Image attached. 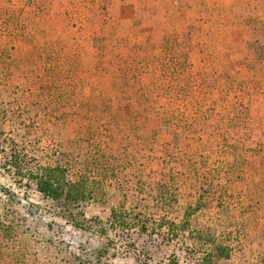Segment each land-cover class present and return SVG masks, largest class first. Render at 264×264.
<instances>
[{
  "label": "rangeland",
  "instance_id": "374dc122",
  "mask_svg": "<svg viewBox=\"0 0 264 264\" xmlns=\"http://www.w3.org/2000/svg\"><path fill=\"white\" fill-rule=\"evenodd\" d=\"M47 167L93 199L44 200ZM199 236L264 264V0H0V264H199Z\"/></svg>",
  "mask_w": 264,
  "mask_h": 264
},
{
  "label": "trees",
  "instance_id": "16d2710c",
  "mask_svg": "<svg viewBox=\"0 0 264 264\" xmlns=\"http://www.w3.org/2000/svg\"><path fill=\"white\" fill-rule=\"evenodd\" d=\"M170 42L178 44L174 40H170ZM31 174L30 178L36 182V188L44 200L53 203L63 201L64 212L93 199L95 191H88L85 181L69 182L66 179V171L61 167H47ZM96 190L99 191L100 187H97ZM214 238L215 236H209L208 240H204L200 236L196 237L198 241L204 240L208 246V251L199 264H218L222 259H230L231 246L225 245L224 242H218Z\"/></svg>",
  "mask_w": 264,
  "mask_h": 264
},
{
  "label": "crops",
  "instance_id": "0c3cea01",
  "mask_svg": "<svg viewBox=\"0 0 264 264\" xmlns=\"http://www.w3.org/2000/svg\"><path fill=\"white\" fill-rule=\"evenodd\" d=\"M182 11H184V9H182ZM177 22V24H182L183 25V27H180V28H178V29H176L177 31H178V34H180V36H184V34L183 33H181L182 32V30H183V28H185V29H187L186 31V33H187V36L188 37H185V39H187L190 43H192L193 45L195 44V42L196 41H194V40H192V39H190L189 38V30H188V28L193 24V21L192 22H186V21H176ZM159 26H161V24H165V22H161V21H159L158 23H157Z\"/></svg>",
  "mask_w": 264,
  "mask_h": 264
}]
</instances>
